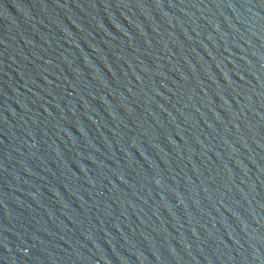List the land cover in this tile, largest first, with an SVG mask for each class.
Listing matches in <instances>:
<instances>
[{
  "label": "water",
  "instance_id": "95a60500",
  "mask_svg": "<svg viewBox=\"0 0 264 264\" xmlns=\"http://www.w3.org/2000/svg\"><path fill=\"white\" fill-rule=\"evenodd\" d=\"M0 264H264V0H0Z\"/></svg>",
  "mask_w": 264,
  "mask_h": 264
}]
</instances>
